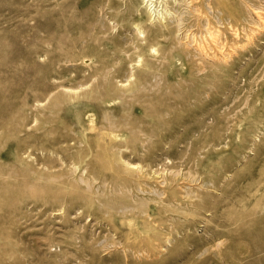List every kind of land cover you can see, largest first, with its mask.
Segmentation results:
<instances>
[{
	"label": "rangeland",
	"instance_id": "1",
	"mask_svg": "<svg viewBox=\"0 0 264 264\" xmlns=\"http://www.w3.org/2000/svg\"><path fill=\"white\" fill-rule=\"evenodd\" d=\"M156 1L0 0L9 264H264V0Z\"/></svg>",
	"mask_w": 264,
	"mask_h": 264
},
{
	"label": "bare ground",
	"instance_id": "2",
	"mask_svg": "<svg viewBox=\"0 0 264 264\" xmlns=\"http://www.w3.org/2000/svg\"><path fill=\"white\" fill-rule=\"evenodd\" d=\"M54 2L56 1L57 2V0H53ZM142 1V3L148 8V11H151L150 10V8H151V6H152V4H153V2H155L156 0H141ZM172 2V0H163V2H165V3H171ZM176 1H181V3H175ZM48 2V1H47ZM55 2V3H56ZM73 2V1H72ZM160 2V1H159ZM137 3H138V0H128V2H127V4H126V14H128V17H130L131 19L133 18V17H135V13L137 12ZM156 3H157V1H156ZM142 4V5H143ZM164 4V3H163ZM141 5V6H142ZM168 5V4H167ZM171 8L172 9H174V11L177 13V16H173L174 18H177V24L179 25V22L180 21H183V12L180 10L181 9V7L184 5L185 6V8H184V10H185V12L184 13H189L192 9H194V8H198L199 9V11H201V0H174L173 1V3H171ZM219 5L220 6H222L223 7V9L226 11V12H228L229 14H232L233 15V11H232V6L229 4V2H228V0L227 1H224V0H221L220 1V3H219ZM258 6V5H257ZM249 7V6H248ZM255 9H258L257 11L255 10V13L254 14H258L259 16H262V14H264L263 12L264 11H262V10H259V8H255ZM160 11V10H159ZM254 11V10H253ZM55 12V11H54ZM45 13H46V11H45ZM44 13V14H45ZM76 13V12H75ZM150 13V12H149ZM174 12H170V10L168 11V6L166 7V15H175V14H173ZM196 13V12H195ZM253 13V12H252ZM47 14V13H46ZM81 14V13H80ZM152 14V13H151ZM200 14V13H199ZM253 14V15H254ZM62 15H64V14H62ZM87 15V14H86ZM85 15V16H86ZM258 15H256V16H258ZM44 16V15H43ZM81 16V15H80ZM150 16H152V15H150ZM196 16V15H195ZM202 17V16H201ZM47 18V17H46ZM61 18V17H60ZM59 17H58V19H60ZM154 18V17H153ZM159 18V17H158ZM170 18V17H169ZM198 18H199V16H198ZM263 18V17H262ZM63 19V18H62ZM164 19V18H163ZM193 19V18H192ZM55 20V19H54ZM56 20H57V18H56ZM73 20V19H72ZM104 20V19H103ZM133 20H135V19H133ZM151 20V19H150ZM162 20V19H161ZM62 21V20H61ZM76 21V20H75ZM81 21V20H80ZM152 21V20H151ZM162 21H164V20H162ZM60 22V21H59ZM71 22V21H70ZM53 23V22H52ZM189 23V22H188ZM58 25H59V23H57ZM77 23H75V25H76ZM95 24V23H94ZM133 24L134 25H136V28L138 29V30H140V29H142L141 27H140V25L139 24H136V22H133ZM44 25V24H43ZM58 25H56V26H58ZM78 25V24H77ZM91 25V24H90ZM97 25V24H96ZM196 25V24H195ZM108 26V25H107ZM158 26V25H157ZM52 27V26H51ZM80 27V29H83L84 27L83 26H79ZM135 27V26H134ZM168 30H170V32L172 31V32H175L176 30V28L177 27H175V28H171V29H169V27H166ZM54 29V28H53ZM76 29H77V27H76ZM76 29H75V31H76ZM145 29H146V26H145ZM147 29L151 32V33H153V34H155V32H159V30H161L162 28H156V29H154L152 26H148L147 27ZM187 29V28H186ZM58 30V29H57ZM79 30V29H78ZM99 31V30H98ZM182 31V30H181ZM180 31V32H181ZM183 33V32H182ZM139 34V33H138ZM95 35V34H94ZM69 36V35H68ZM183 36V35H182ZM100 37V36H99ZM56 38V37H55ZM74 38V37H73ZM84 39V38H83ZM93 39V38H92ZM81 40V39H80ZM98 40V39H97ZM84 41V40H83ZM77 42V41H76ZM85 42H86V40H85ZM88 43V42H87ZM127 43V42H126ZM185 43V42H184ZM75 45V44H74ZM88 46V45H87ZM66 47V46H65ZM184 47H186V46H184ZM50 48V47H49ZM57 48V47H56ZM72 48H73V46H72ZM89 48V47H88ZM187 48V47H186ZM75 49H76V46H75V48H74V51H75ZM191 49V48H190ZM197 49V48H196ZM195 49V50H196ZM70 50V49H69ZM71 51H73V50H71ZM187 50H185L184 48H181V50H179L178 51V53H180V54H184L185 52H186ZM70 52V51H69ZM68 52V54H70ZM62 54V53H61ZM72 55V54H71ZM65 56V55H64ZM72 57V56H71ZM61 58V57H60ZM68 58V57H67ZM73 58V57H72ZM69 59V58H68ZM71 60V59H70ZM146 60V59H145ZM225 61V60H224ZM139 62V61H138ZM226 63V62H225ZM137 64V63H136ZM227 64V63H226ZM85 76V75H84ZM144 78V77H143ZM143 80V79H142ZM108 81V80H107ZM100 82V81H99ZM110 82V81H109ZM104 83V82H103ZM111 83V82H110ZM110 83L108 84V87H109V85H110ZM107 84V83H106ZM112 84V83H111ZM123 84V83H122ZM107 86V85H106ZM105 86V87H106ZM112 87H114V86H112ZM58 88V87H57ZM100 88V87H99ZM111 88V87H110ZM68 89V88H67ZM106 89V88H105ZM104 89V90H105ZM114 89H115V87H114ZM72 90V89H71ZM77 90V89H76ZM108 91V90H107ZM115 91V90H114ZM103 92V91H102ZM77 93V92H76ZM103 93H105V92H103ZM107 93V92H106ZM60 94V93H59ZM66 94V93H65ZM65 94H62L63 96H61L62 97V100H61V97H60V100L61 101H59V102H62V101H67V99H68V97H70V96H66ZM99 94V93H98ZM108 94V93H107ZM149 94V93H148ZM105 95V94H104ZM136 95V94H135ZM100 96V95H99ZM57 97V96H56ZM58 98V97H57ZM99 98H101V97H99ZM97 101V100H96ZM59 102H57L56 103V105H58L59 104ZM146 103V102H145ZM146 105V104H145ZM102 118V117H101ZM102 125V124H101ZM98 134V133H97ZM98 136V135H97ZM103 145H105V144H103ZM105 147V146H104ZM106 149V148H105ZM104 149V152L107 150H105ZM111 149H112V147H111ZM106 153V152H105ZM108 153V152H107ZM16 154V153H15ZM102 154V153H101ZM1 155V154H0ZM107 155V154H106ZM4 156H6V155H4ZM2 155L0 156V158L2 159ZM16 157H17V155H16ZM5 160H6V158H4ZM8 159V158H7ZM29 161V160H28ZM33 168V167H32ZM15 171V170H14ZM21 172V171H20ZM6 174V173H5ZM26 174V173H25ZM37 174V173H36ZM0 175H2V171H0ZM20 176V175H19ZM23 176V175H22ZM27 176V175H26ZM5 179V178H4ZM3 182V181H2ZM4 183V182H3ZM3 183H1L0 184V224L2 223L3 225L6 223V220H7V217H6V215L7 214H5V210H6V206H7V203L8 202H10L11 201V199H12V195H13V193H12V191H11V188L10 187H8V185H6V183L5 184H3ZM13 186H16V185H13ZM15 191V190H14ZM20 192V191H19ZM24 192V191H23ZM20 196V195H19ZM14 219V218H13ZM4 229V228H3ZM4 231V230H3ZM11 249H13V248H11V241L9 240V236H8V234L4 231V232H2V231H0V264H9V259H10V257H11V251H13V250H11Z\"/></svg>",
	"mask_w": 264,
	"mask_h": 264
}]
</instances>
